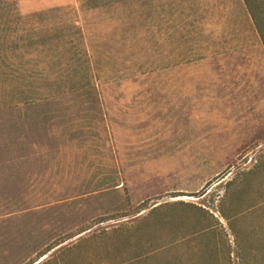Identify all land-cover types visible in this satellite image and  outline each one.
<instances>
[{
	"label": "rangeland",
	"instance_id": "374dc122",
	"mask_svg": "<svg viewBox=\"0 0 264 264\" xmlns=\"http://www.w3.org/2000/svg\"><path fill=\"white\" fill-rule=\"evenodd\" d=\"M0 4V264L61 242L34 264L264 253V44L245 0ZM86 60L100 65V102L70 94L67 67ZM14 77L34 84L36 103H11L25 85ZM160 205L139 249L103 236Z\"/></svg>",
	"mask_w": 264,
	"mask_h": 264
},
{
	"label": "trees",
	"instance_id": "16d2710c",
	"mask_svg": "<svg viewBox=\"0 0 264 264\" xmlns=\"http://www.w3.org/2000/svg\"><path fill=\"white\" fill-rule=\"evenodd\" d=\"M245 3H246V6L248 7V9L252 15L251 17H252L255 29H256L257 33L260 35L262 42L264 44V17L261 14V12H262L261 7L264 4L262 3L261 6H258L256 3H254V0L253 1L252 0H245ZM0 6H2V5L0 4ZM8 9L10 11L11 7L9 6ZM0 10H1V7H0ZM12 11L13 12L11 14L9 21L7 22L3 19L1 23H3V22H5L6 24L11 23L12 19L15 16L14 9H12ZM0 18H3V17H0ZM7 18H8V16H7ZM14 22H15V19H13V23ZM83 53L87 54V51L83 50ZM99 66L100 65L98 62H95V64L92 65V63H90V61H88V60L84 61L83 63H71V64H69L67 67V71H69V74L73 75L71 83L68 86L69 90H70V94L71 95H77L78 98H81L85 101H87V99H89V100H91V102H94L95 100L100 102L101 98H100V93L98 90L97 80H99V82L100 81L102 82V76H101V68ZM17 69L19 71H22V69H20V68H17ZM14 79H16V84L19 85L20 89L23 86V84H25V85H24V90L22 89L23 92L14 93L12 95L11 103L14 106L21 104V103H36L37 98H35V96L40 97V94H38L37 92L35 94H32V95L29 94L30 93V86L34 85V84L31 81H27L21 77H18V78L14 77L13 80ZM146 206H147L146 204L142 205L138 209H134V211L127 213L126 215L118 216L114 219H118V218H122V217L127 218L130 216H136V215L140 214L141 212L147 210ZM161 207H163V205H160L157 208H155L148 216L144 217L143 220L141 222H139V225H123V226L117 227L111 231H108L103 236L113 235V236H116L114 238L115 241L120 242L121 239H124L128 245L136 247V246H138L139 233L144 228H148V227H150L151 224L156 223L157 218L154 219V216L156 215V212L160 210ZM189 207L196 208L200 211L202 210L201 208H198L195 205H189ZM220 213H221V216L228 222H230L233 218H235L239 215V214H237L235 217H232L228 213H226V211H224V209H221ZM114 219H105V220H114ZM103 222H105V221H101L100 223H103ZM92 228L93 227H90L88 229H84L81 232H79V234H82L84 232L92 230ZM211 230H212V228H205L202 230L199 229L195 232L194 236L199 237V238L200 237H206V236L213 233V231H211ZM95 237H99V236H95ZM92 239L93 238L82 240L79 244H77L72 249H70V251H72L74 249H78L81 245H83L86 242H88V243L91 242ZM95 239H97V238H95ZM105 240L106 239L103 238L102 241H105ZM63 243L64 242H61V243L55 245L54 247L44 251L42 254L39 255L37 260L31 264H34L35 262L39 261L40 259H42L44 256L48 255L52 250L59 247ZM136 248L139 249V247H136ZM162 249L163 248H158V249H153V250L146 251V252L145 251L144 252L139 251L140 253H138L136 255L134 260H130L129 262H131V264H150L151 261H154V260L156 261V260H158V258H161L162 254L166 255V252H168V250L166 248H164L166 250H162ZM169 249H170V247H169ZM160 250H162V251H160ZM202 256L203 255L199 251L196 254L194 261H192V264H194V262H195V264H201L203 262ZM214 256H215L214 254L213 255L211 254V256H209L208 258L207 257L204 258L207 262L206 264H213L214 263V260H213ZM201 257H202V259H201ZM243 261H244L243 264H249L247 254H245ZM164 264H183V262H182L180 257H177V258H175L174 261L167 259L164 262ZM250 264H264V253L263 254L259 253L257 256L252 258V260L250 261Z\"/></svg>",
	"mask_w": 264,
	"mask_h": 264
}]
</instances>
